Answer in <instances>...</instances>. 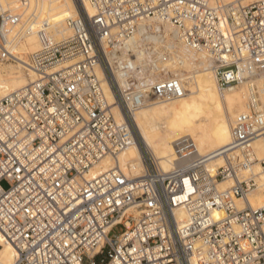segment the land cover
<instances>
[{
	"label": "built area",
	"instance_id": "1",
	"mask_svg": "<svg viewBox=\"0 0 264 264\" xmlns=\"http://www.w3.org/2000/svg\"><path fill=\"white\" fill-rule=\"evenodd\" d=\"M152 18L206 52L219 84L247 87L221 164L182 137L163 170L140 144L133 111L185 92L180 78L151 81L127 59ZM20 22L0 10V60L35 75L0 97V239L15 250L10 264H264V158L253 146L264 142V0H78L70 33L40 28L27 60L13 50ZM135 139L140 170L119 158Z\"/></svg>",
	"mask_w": 264,
	"mask_h": 264
},
{
	"label": "bare ground",
	"instance_id": "2",
	"mask_svg": "<svg viewBox=\"0 0 264 264\" xmlns=\"http://www.w3.org/2000/svg\"><path fill=\"white\" fill-rule=\"evenodd\" d=\"M22 1V2H21ZM254 0H244V2ZM78 0H0V10H9L20 16L15 27L16 40L13 50L24 60L39 47L37 31L46 28L60 37L70 33L65 18L75 15ZM89 13L94 9L85 4ZM132 51L127 58L132 68L149 80L176 76L184 86V94L176 99L153 100L132 113V119L140 144L152 155L159 168L167 170L173 152V142L182 137H191L200 152L213 156L211 163L221 164L220 151L230 141V125L237 113L245 110L247 87L245 84L220 85L216 78L213 59L204 51L190 48L178 37L169 23L152 18L139 26L129 42ZM97 74L101 77L99 68ZM35 75L18 62L0 60V97L33 81ZM102 87L117 119L121 112L110 86L102 81ZM134 142L120 154L121 162H132L136 170L141 168V147ZM258 158H264V142L254 143ZM102 168L107 164L103 162ZM254 172H260L255 164ZM220 182L218 187L229 184ZM248 201L257 206L261 194L253 192ZM238 207L243 206L237 200ZM14 248L0 239V264H10Z\"/></svg>",
	"mask_w": 264,
	"mask_h": 264
},
{
	"label": "rangeland",
	"instance_id": "3",
	"mask_svg": "<svg viewBox=\"0 0 264 264\" xmlns=\"http://www.w3.org/2000/svg\"><path fill=\"white\" fill-rule=\"evenodd\" d=\"M22 2V1H21ZM12 13H15V12H12ZM16 14V13H15ZM221 85V84H220ZM223 86V85H222ZM138 136V135H137ZM1 184L4 186V187H7V182L6 181H2ZM121 231V228H116L114 230L113 233H119Z\"/></svg>",
	"mask_w": 264,
	"mask_h": 264
}]
</instances>
